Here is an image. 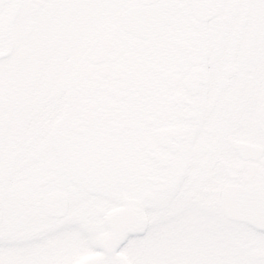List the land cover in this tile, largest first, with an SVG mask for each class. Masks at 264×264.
I'll use <instances>...</instances> for the list:
<instances>
[{"label":"flooded vegetation","instance_id":"1","mask_svg":"<svg viewBox=\"0 0 264 264\" xmlns=\"http://www.w3.org/2000/svg\"><path fill=\"white\" fill-rule=\"evenodd\" d=\"M254 184L264 0H0V264H264Z\"/></svg>","mask_w":264,"mask_h":264},{"label":"water","instance_id":"2","mask_svg":"<svg viewBox=\"0 0 264 264\" xmlns=\"http://www.w3.org/2000/svg\"><path fill=\"white\" fill-rule=\"evenodd\" d=\"M231 192L234 196L232 208L225 211L229 217L246 222L257 230H264V184L246 188L236 187ZM254 257H260V252H252Z\"/></svg>","mask_w":264,"mask_h":264},{"label":"rangeland","instance_id":"3","mask_svg":"<svg viewBox=\"0 0 264 264\" xmlns=\"http://www.w3.org/2000/svg\"><path fill=\"white\" fill-rule=\"evenodd\" d=\"M245 237V239L247 241L252 242L254 247L256 248H263L264 249V235H260L258 233H254L252 231H250L249 229H247L246 227H244L243 225L241 224H238V223H235L234 224V238H235V242L238 246V248L241 250V251H238V249H236V246H235V254L240 252L239 254H242L244 251L247 252V250H249V246L247 243L244 247H243V243H242V240L243 238ZM157 259H155V261H160L161 263L160 264H163L162 261H164V259L162 260V258H160V256H156ZM250 264H259L258 262H253V263H250Z\"/></svg>","mask_w":264,"mask_h":264}]
</instances>
